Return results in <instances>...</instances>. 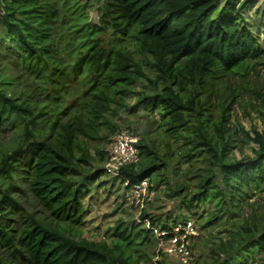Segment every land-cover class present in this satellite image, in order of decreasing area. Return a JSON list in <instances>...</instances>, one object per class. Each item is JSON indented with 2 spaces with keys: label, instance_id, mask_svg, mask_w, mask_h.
<instances>
[{
  "label": "trees",
  "instance_id": "obj_1",
  "mask_svg": "<svg viewBox=\"0 0 264 264\" xmlns=\"http://www.w3.org/2000/svg\"><path fill=\"white\" fill-rule=\"evenodd\" d=\"M93 1L0 0V264L152 258L156 235L136 221L111 227V243L82 236L83 194L104 172L91 144L140 110L156 128L114 179L128 192L148 178L178 202L166 218L142 217L164 229L224 226L203 264H264V206L251 201L264 193V98L263 129L240 136L222 78L264 61V19L246 15L253 0H101L97 22ZM239 141L254 154L234 157ZM96 153L103 163L107 152ZM23 186L49 218L21 202Z\"/></svg>",
  "mask_w": 264,
  "mask_h": 264
},
{
  "label": "rangeland",
  "instance_id": "obj_2",
  "mask_svg": "<svg viewBox=\"0 0 264 264\" xmlns=\"http://www.w3.org/2000/svg\"><path fill=\"white\" fill-rule=\"evenodd\" d=\"M100 7L101 0H94L90 10L92 21L97 22L99 20ZM246 15L253 20L264 19V0H253L246 9ZM222 78L226 80V88H224L223 94L232 103L228 125L232 128H238L240 136H245L241 131L242 128L250 130L255 124L262 130L263 124L258 109L261 107L262 99L264 98V61L255 64L246 75L234 74ZM210 98L213 108L216 109L218 101L216 92L211 93ZM133 101L134 99L132 98L129 100V103H133ZM116 121L119 127L115 133L91 144V151L97 157L95 163L98 167L103 168L106 160L103 163L99 162L101 157L96 153V148L107 152L112 136L118 133V131L129 130L141 139V136L148 130V127H151V129L156 128V125L150 122L152 119H149L147 114L142 110L135 114L127 111L122 112ZM254 147H256V144L253 142L239 141L237 148L233 150L232 154L236 158L253 155ZM187 167V164L183 165V169ZM176 178L174 177L175 181ZM182 178L184 179V177ZM189 181H192V179H189ZM125 187L126 185L120 179L116 180L105 172L101 174L98 180L91 184L90 191L83 194L85 205L83 215L84 225L82 226L83 237L97 241L106 240L111 243L108 230L114 227L118 221L122 220L125 223L136 221L137 215H142L144 211L150 215H161L163 218H166L168 214L176 210L178 202L171 199L167 194L170 192L168 191V186L163 185L154 190L155 193L152 200L147 203L142 212L130 205ZM172 187L174 188L175 184ZM17 195H19L21 202L38 216L50 217V212L33 197L31 191L26 186H23V190H18ZM251 201L254 203L256 209L259 208V205L264 206V193L255 196ZM247 211L250 213L251 208L247 207ZM192 221L196 224L198 235L189 241V249L192 254L189 264H203L204 260H210V245L212 241L226 235V232H224L225 227L218 226L203 229L202 223L196 222L195 219H192ZM152 251H154L152 258L142 261L141 264H180L178 257L159 249L157 242ZM254 264H261V262L259 261Z\"/></svg>",
  "mask_w": 264,
  "mask_h": 264
},
{
  "label": "built area",
  "instance_id": "obj_3",
  "mask_svg": "<svg viewBox=\"0 0 264 264\" xmlns=\"http://www.w3.org/2000/svg\"><path fill=\"white\" fill-rule=\"evenodd\" d=\"M139 142L140 138L129 130H121L114 134L107 149L104 172L113 177L121 176L123 168L138 163L141 159ZM127 193L130 205L142 212L155 192L147 178L132 184ZM136 221L154 232L159 249L178 257L180 264H189L192 259L189 241L198 235L194 221L179 222L168 229L153 226L148 216L143 218L142 215H137Z\"/></svg>",
  "mask_w": 264,
  "mask_h": 264
}]
</instances>
